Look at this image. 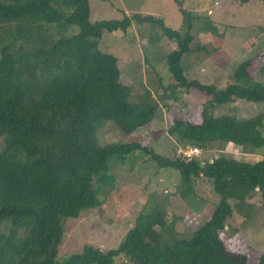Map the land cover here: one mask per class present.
I'll return each instance as SVG.
<instances>
[{
    "label": "trees",
    "instance_id": "16d2710c",
    "mask_svg": "<svg viewBox=\"0 0 264 264\" xmlns=\"http://www.w3.org/2000/svg\"><path fill=\"white\" fill-rule=\"evenodd\" d=\"M196 18L183 14L181 34L162 18L139 14L90 23L88 0H0V27L13 26L4 34L9 41H0V264H113L119 257L131 264H250L247 257L225 249L221 234L233 215L250 220L251 197L259 194L264 201V160L250 163L222 153L211 161L182 155L191 149L212 151V143L218 149L233 144L246 154L261 152L264 114L243 119L214 111L237 101L264 102V62L251 74L253 60L243 61L224 89L188 81L189 57L206 51L191 45ZM133 23L157 27L175 43L167 55L175 81L171 88H194L211 96L200 124L171 119L167 135L182 150L171 147L170 157L140 143L101 145L97 140L101 126L111 124L129 136L160 113L157 104L132 101V88L119 82L117 59L98 48L104 33L126 32ZM43 24L60 31L77 26L79 33L55 40L45 36ZM151 39L157 42L160 36ZM114 162L175 171L184 197L193 193L197 181L206 180L219 201L205 218V211L190 218L201 220L192 233L180 223L163 221V212L144 219L139 215L116 248L85 245L60 263L67 226L102 207L101 187L113 183Z\"/></svg>",
    "mask_w": 264,
    "mask_h": 264
},
{
    "label": "rangeland",
    "instance_id": "374dc122",
    "mask_svg": "<svg viewBox=\"0 0 264 264\" xmlns=\"http://www.w3.org/2000/svg\"><path fill=\"white\" fill-rule=\"evenodd\" d=\"M239 4L237 0H88L90 23L122 20L124 16L131 18L139 14L162 18L165 26L172 30L178 28L184 34L183 14L197 16L192 21L191 45L203 46L206 51L189 57L187 80H197L217 90L230 83L233 71L243 61L253 60L251 74L255 65L264 62V0ZM43 25L47 26L45 36L55 40L79 33L77 26L60 31L55 25ZM12 28V25L0 27V41H9L4 34ZM216 33L222 34L221 37ZM153 35H159L160 39L152 41ZM98 41L99 50L117 59L119 82L132 88V101L157 104L160 112L149 125L129 136L121 134L111 124L101 126L97 132L98 143H140L165 157L172 156L171 147H175L176 152L182 150V145L176 146L167 135L171 119L185 117L191 124H200L202 107L211 96L194 88L187 91L171 88L175 81L168 70L167 55L176 49L175 43L163 36L159 28L135 23L126 32L104 33ZM222 114L250 119L264 114V102L237 101L214 111V115ZM208 147L212 151H196L197 158L205 157L211 161L222 153L238 161L255 163L264 160V148L258 154H246L233 144L221 149H218V143ZM111 168L109 178L113 183L101 187L104 193L102 207L84 213L67 226L58 256L60 263L81 252L85 245L102 251L116 248L139 215L144 219L163 212L160 214L163 221L173 225L180 223L182 230L192 233L198 229L201 220L200 216L197 222L190 218L204 211L202 218H205L219 201L211 184L203 179L197 181L193 193L184 197V188L175 171H159L146 163L130 167L114 162ZM248 202L252 205L250 220L233 215L227 220L221 237L228 252L244 259L247 257L250 264H260V258L264 259V201L256 194ZM113 264L131 263L119 257Z\"/></svg>",
    "mask_w": 264,
    "mask_h": 264
},
{
    "label": "built area",
    "instance_id": "2783aa9c",
    "mask_svg": "<svg viewBox=\"0 0 264 264\" xmlns=\"http://www.w3.org/2000/svg\"><path fill=\"white\" fill-rule=\"evenodd\" d=\"M196 151H198L197 149H191V150H189L188 152H186V154H184L185 156H190V155H192V156H194V157H197L196 155H195V153H196Z\"/></svg>",
    "mask_w": 264,
    "mask_h": 264
},
{
    "label": "clouds",
    "instance_id": "9594fccd",
    "mask_svg": "<svg viewBox=\"0 0 264 264\" xmlns=\"http://www.w3.org/2000/svg\"><path fill=\"white\" fill-rule=\"evenodd\" d=\"M237 1H238V0H237ZM216 3H217V2H216ZM216 3H215V4H216ZM239 3H240V2H239ZM239 5H242V4H239ZM184 157H186V156L184 155Z\"/></svg>",
    "mask_w": 264,
    "mask_h": 264
},
{
    "label": "crops",
    "instance_id": "0c3cea01",
    "mask_svg": "<svg viewBox=\"0 0 264 264\" xmlns=\"http://www.w3.org/2000/svg\"><path fill=\"white\" fill-rule=\"evenodd\" d=\"M227 1H231V0H227ZM225 3V2H224ZM247 4V3H246Z\"/></svg>",
    "mask_w": 264,
    "mask_h": 264
}]
</instances>
